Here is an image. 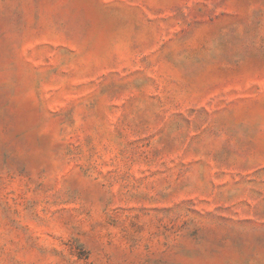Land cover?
<instances>
[{
  "label": "rangeland",
  "instance_id": "374dc122",
  "mask_svg": "<svg viewBox=\"0 0 264 264\" xmlns=\"http://www.w3.org/2000/svg\"><path fill=\"white\" fill-rule=\"evenodd\" d=\"M0 264H264V0H0Z\"/></svg>",
  "mask_w": 264,
  "mask_h": 264
}]
</instances>
